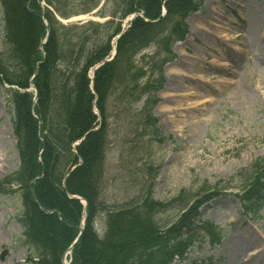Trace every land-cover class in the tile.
Instances as JSON below:
<instances>
[{"label": "rangeland", "instance_id": "obj_1", "mask_svg": "<svg viewBox=\"0 0 264 264\" xmlns=\"http://www.w3.org/2000/svg\"><path fill=\"white\" fill-rule=\"evenodd\" d=\"M107 1L101 0L92 12L63 21L69 25L104 21L99 10L103 3L112 7ZM199 2L178 18L158 47L148 49L150 59L141 62L147 71L144 79L161 74L164 78L151 111L156 132H149L152 116L133 117L143 101L131 106L119 98L118 89L109 97L101 198L111 208L149 194L150 200L169 203L170 209L160 214L163 225L186 211L187 220L196 216L198 223L183 228V237L188 235L185 251L172 264H264V201L250 192L257 189V181L264 182V0ZM128 23L125 19L121 25ZM185 25L189 32L184 40H177ZM224 33H229V40L222 37ZM7 47L0 3V53ZM215 59L222 61L214 65ZM9 89L0 85V179L20 163L19 105L14 102L20 98ZM189 89L193 93L184 95ZM22 92L33 98L30 114L38 117L34 86ZM207 95L211 101L197 105ZM93 107L101 120L96 102ZM34 190L30 192L35 194ZM250 197L253 208L261 210L256 218L245 212L244 199ZM21 211L18 192L0 195V264H27L31 250L23 242ZM99 221L98 233L103 236L109 221L106 216ZM48 236L47 261L63 264L68 248L54 253L49 244L57 250L66 241L56 246L51 243L53 234ZM191 237L201 238L202 243Z\"/></svg>", "mask_w": 264, "mask_h": 264}, {"label": "trees", "instance_id": "obj_2", "mask_svg": "<svg viewBox=\"0 0 264 264\" xmlns=\"http://www.w3.org/2000/svg\"><path fill=\"white\" fill-rule=\"evenodd\" d=\"M0 1L3 40L8 46L0 53V85H9L11 95L20 98L19 102L13 98L19 105L16 131L20 165L0 179V195L18 192L21 196L23 242L31 250L26 263L50 264L45 254L49 232L56 246L58 241H66L57 250L49 244L54 253L69 248L78 236L84 206L79 199L70 197L73 194L83 197L87 207L85 227L69 257L70 264H171L176 255L185 251L188 235L183 237V228L198 223L196 216L187 220L186 211L170 226L163 225L160 214L170 209L169 203L150 200L149 194L111 208L101 198L109 143L108 99L118 89L119 98L127 99L131 106L144 101L134 118L151 116L162 75L144 81L147 71L137 64L136 54L146 47L159 46L178 18L201 3L109 0L112 7L99 10V15H109V20L69 25L58 17L67 19L92 12L101 0ZM40 1L45 2L44 8ZM163 5L167 7L164 16ZM133 12H143L146 17L136 18L118 40L117 55L96 71L92 90L90 69L108 55L113 38L121 31L122 19ZM183 28L175 36L177 40H183L189 32L187 25ZM48 31L49 39L41 49ZM147 59L150 57L144 55L143 61ZM33 76L38 90L36 118L30 114L33 98L22 92L30 86ZM95 101L101 120L94 112ZM151 124L154 132L153 116ZM83 137L74 151L73 143ZM80 157L83 161L70 172ZM260 183L257 181V189L250 192L264 201V182ZM30 189H35V194ZM252 200L253 197L244 199L245 212L256 218L261 210L253 208ZM103 216L109 221L108 230L100 236L98 225ZM191 239L200 241L199 237Z\"/></svg>", "mask_w": 264, "mask_h": 264}, {"label": "bare ground", "instance_id": "obj_3", "mask_svg": "<svg viewBox=\"0 0 264 264\" xmlns=\"http://www.w3.org/2000/svg\"><path fill=\"white\" fill-rule=\"evenodd\" d=\"M220 18H221V16H220ZM218 21H220V20H218ZM222 37H224L225 38V40H229V33H224V34H222ZM228 37V38H227ZM220 45V47L222 48V44H219ZM215 57V56H214ZM222 60H220V61H218V63L216 62V59L215 60H213V64L215 65H217V64H220V62H221ZM232 81H234V80H232ZM189 91V94H184V95H190V94H192L193 93V91L192 90H187L186 91V93ZM209 101H211V98H210V96L209 95H207V96H204L203 97V100H201L197 105H202V104H204V103H207V102H209Z\"/></svg>", "mask_w": 264, "mask_h": 264}, {"label": "water", "instance_id": "obj_4", "mask_svg": "<svg viewBox=\"0 0 264 264\" xmlns=\"http://www.w3.org/2000/svg\"><path fill=\"white\" fill-rule=\"evenodd\" d=\"M106 60H103L99 65H97L96 67H94V70H96L98 68V66H100L102 63H104ZM78 145V144H77ZM77 198V197H76ZM83 230V227L81 228V231ZM81 235V233H80ZM80 235L77 237V239L74 241V243L72 244V246L69 248L68 251H71L73 246L75 245V243L80 239ZM67 264V263H65Z\"/></svg>", "mask_w": 264, "mask_h": 264}]
</instances>
